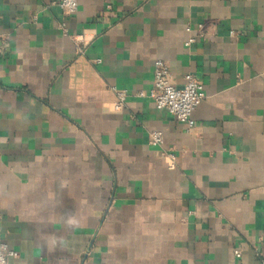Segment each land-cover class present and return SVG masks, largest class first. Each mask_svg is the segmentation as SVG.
<instances>
[{"label": "crops", "instance_id": "1", "mask_svg": "<svg viewBox=\"0 0 264 264\" xmlns=\"http://www.w3.org/2000/svg\"><path fill=\"white\" fill-rule=\"evenodd\" d=\"M157 59L203 83L193 128L142 94ZM0 242L6 264H260L264 0H0Z\"/></svg>", "mask_w": 264, "mask_h": 264}, {"label": "built area", "instance_id": "2", "mask_svg": "<svg viewBox=\"0 0 264 264\" xmlns=\"http://www.w3.org/2000/svg\"><path fill=\"white\" fill-rule=\"evenodd\" d=\"M57 4L62 9L65 15H74L78 10L79 0H56ZM60 29L68 34V28L65 23L60 25ZM72 39L76 45L83 50L84 47V35L73 34ZM196 39L194 37L189 38L186 41V45H191ZM144 96L151 99L157 109L167 110L173 115L176 120L189 129L195 126V120L193 113L202 100L205 98V91L203 83L193 73H187L185 75V83L182 87L175 86L170 81V69L167 63L163 59H157L154 65L153 73V86L148 93H142ZM118 102L115 105L116 110L123 107L126 100V94L124 92L118 93ZM150 142L152 144L163 146L164 135L162 131H152L150 133ZM162 154L168 158L169 164L173 166L175 164L176 155L173 151L163 150ZM235 256L241 257V251L235 250ZM18 251L9 247L5 242H0V264H6L11 257H18ZM260 264H264V259H260Z\"/></svg>", "mask_w": 264, "mask_h": 264}]
</instances>
